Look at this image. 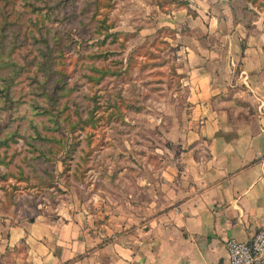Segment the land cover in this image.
<instances>
[{"label":"rangeland","instance_id":"374dc122","mask_svg":"<svg viewBox=\"0 0 264 264\" xmlns=\"http://www.w3.org/2000/svg\"><path fill=\"white\" fill-rule=\"evenodd\" d=\"M181 1L0 3L22 18L6 30L0 65H25L20 76L0 66V130L11 137L0 149V215L77 212L85 229L112 239L166 209L157 184L177 150L167 134L190 112L177 68L194 10ZM38 27L54 35L49 55Z\"/></svg>","mask_w":264,"mask_h":264},{"label":"crops","instance_id":"0c3cea01","mask_svg":"<svg viewBox=\"0 0 264 264\" xmlns=\"http://www.w3.org/2000/svg\"><path fill=\"white\" fill-rule=\"evenodd\" d=\"M187 1L177 72L190 112L167 134L166 209L112 239L77 212L0 215V264H227L226 239L264 229V9L249 6L251 20L242 0Z\"/></svg>","mask_w":264,"mask_h":264},{"label":"trees","instance_id":"16d2710c","mask_svg":"<svg viewBox=\"0 0 264 264\" xmlns=\"http://www.w3.org/2000/svg\"><path fill=\"white\" fill-rule=\"evenodd\" d=\"M38 1H40L41 3L44 2L47 5V7L51 6L53 4V3H51V0H43V2H42V0H33L32 4L34 5V3L38 2ZM2 2L5 5L4 8L13 4V0H0V3H2ZM242 2L244 3V12H246L250 15L251 20H256L258 18V14L253 9H251L249 6H253V7L257 8L258 11H260L261 9H263L264 4L262 2H259V0H242ZM178 5L187 8V10L189 12L190 8L188 7V1L187 0H182L181 3H178ZM35 6H36V4H35ZM37 9H38V7H37ZM39 11H41V10H39ZM190 14L195 15V12L191 11ZM44 17H45V14H43V15L39 14L33 20V23L34 22H40L41 20L44 19ZM21 19L22 18H20V17H16L14 12L2 10V8H0V52H1V58L0 59H3V57L5 56L6 50L4 49V47H5L4 45L7 43L8 36L10 38L12 37V35H10L11 33H6L7 28H9V30L11 29V27H19L20 28L21 26L19 25V21ZM8 22H9V25H8ZM40 29H41V27H38L37 30H40ZM44 29H45V31L40 30V35L43 34L42 39L44 41V45H42L40 52H42V53L44 52L45 54L48 53V55H49V52L52 49L51 43H52V40H54V35H52V37H51V32H50L51 30L49 28L45 27ZM10 49H9V55H10V57H12L15 49L14 48H10ZM42 62L43 61L37 62V65L39 67H44L45 64H41ZM44 63H46V61H44ZM22 64L23 63L19 64L16 61H12L10 63H8L7 61H2L0 66L1 67L5 66V67H2L1 69L6 68L5 70L7 72H9V73L13 72L14 74H16V76H20L21 73H23V69L25 67V65H22ZM45 82L46 81H44V83ZM45 89H46V87H45ZM6 93L9 94V92H7V91H6ZM5 97H8V95L5 94ZM42 136H44V135H42ZM10 140H11V137L8 136L6 131L4 132V130H0V149L5 150L4 146H7L8 143L10 142ZM43 149H44V146L41 150H39L40 151L39 153L42 154V156L40 158H42V159L44 158L45 161H48L47 156L50 155L51 151L49 149L48 152H45V150H43Z\"/></svg>","mask_w":264,"mask_h":264},{"label":"built area","instance_id":"2783aa9c","mask_svg":"<svg viewBox=\"0 0 264 264\" xmlns=\"http://www.w3.org/2000/svg\"><path fill=\"white\" fill-rule=\"evenodd\" d=\"M224 246L227 264H264V229L246 241L228 238Z\"/></svg>","mask_w":264,"mask_h":264}]
</instances>
